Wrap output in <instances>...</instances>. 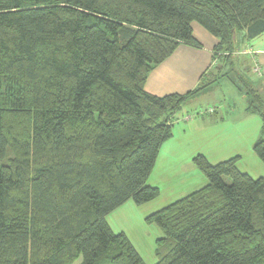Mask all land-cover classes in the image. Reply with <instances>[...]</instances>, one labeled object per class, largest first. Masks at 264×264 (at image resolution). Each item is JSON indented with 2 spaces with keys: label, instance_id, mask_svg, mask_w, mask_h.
<instances>
[{
  "label": "trees",
  "instance_id": "1",
  "mask_svg": "<svg viewBox=\"0 0 264 264\" xmlns=\"http://www.w3.org/2000/svg\"><path fill=\"white\" fill-rule=\"evenodd\" d=\"M192 22L218 39L214 59L232 55L238 32H264V0H0V264H144L105 216L159 194V148L204 87L143 85L180 43L200 45ZM239 81L264 163V97ZM192 161L207 185L145 218L162 233L155 264H264V177L236 157Z\"/></svg>",
  "mask_w": 264,
  "mask_h": 264
},
{
  "label": "crops",
  "instance_id": "2",
  "mask_svg": "<svg viewBox=\"0 0 264 264\" xmlns=\"http://www.w3.org/2000/svg\"><path fill=\"white\" fill-rule=\"evenodd\" d=\"M191 28L193 37L200 45L180 43L167 58L149 71L143 85L145 92L161 97L174 93L185 94L200 87L204 76L208 74L216 61L214 47L218 43V39L197 22H192ZM236 44L241 48L236 49L232 54L235 69L264 97V32L252 39H247L245 32L240 31L237 33ZM235 52L238 54L233 56ZM224 79L238 93H242L243 90L240 86L232 79L224 77L213 81L207 88L192 95L182 107L184 105L191 106L200 97L213 95L216 88L221 87ZM222 100L225 101L224 97ZM216 102L219 105H216ZM232 102L223 104L220 100L215 99V105H209L204 110L197 107L196 116H191L189 113L177 116L181 107L173 117L171 136L161 144L154 167L149 175L151 176L154 172V182L150 179H147L146 182L148 185L158 188V196L140 206H134V202L127 200L105 216L110 229L115 233H124L144 264L147 263L144 262L139 248H142V244L147 242L146 253L149 255L152 249L154 254V238L156 241L162 236L160 230V234L158 235L156 232L153 239L147 234L148 228L143 226L145 218L203 188L208 183L206 177L193 164L192 160L196 155H203L211 164L236 157V167L240 172L246 173L254 179L264 177V167L259 164L260 160L253 150V145L261 136L262 120L257 114L248 111L246 95L243 98L242 109L238 114H234L237 105ZM228 109L234 111H231L229 118H225L222 111ZM160 157H163L165 162ZM160 169L163 174L168 175L165 182L169 184V187L167 186L165 190L161 188L156 172H160ZM169 196L171 199L166 203ZM147 205L150 206L147 207ZM138 207L146 208L139 214ZM128 213L130 217H126ZM119 217L123 218L117 223ZM129 218L131 222H128ZM135 224L140 226L139 231L135 228ZM140 231L145 235H141L136 244L133 238ZM140 240H143V243H140ZM156 260H150L151 264H155Z\"/></svg>",
  "mask_w": 264,
  "mask_h": 264
},
{
  "label": "rangeland",
  "instance_id": "3",
  "mask_svg": "<svg viewBox=\"0 0 264 264\" xmlns=\"http://www.w3.org/2000/svg\"><path fill=\"white\" fill-rule=\"evenodd\" d=\"M238 44H236V47H235V51L236 49H240L241 47H237ZM237 50V51H238ZM235 54H238V52H235L233 56H235ZM231 57L232 58V55L229 54V53H226V52H220V53H217L215 55V62L211 68L210 71H208V74H206L202 80V86L205 88H207L210 83H212L213 81H216L220 78H230L232 79L238 86H240L242 88V93L245 94V92L249 89L248 87H245L243 84L240 83L239 81V73L235 67H234V64L231 60V58H225V57ZM216 92H213V95H207V96H203V97H200L199 99H197V101H195L191 106H188V105H184L181 109V111L178 112L177 116H181L182 114H186V113H189L191 116L194 115L196 116V111H197V107H199L200 109L204 110L206 108H208V106H212V105H215V99L216 100H220L221 103H225V102H229V101H233L232 103L236 104V108H235V112L234 114H238V112L241 111L242 109V104H243V98H245V95L242 94V93H238L236 91V89L231 85L229 84V82L226 83V79L223 80V83L221 85V87L219 86V88L217 87L216 88ZM225 99V101H223L222 99ZM217 103V102H216ZM216 105H219L218 103ZM231 111H234V110H223L222 113L224 115L225 118H229L230 115H231ZM238 116V115H237ZM246 156V155H245ZM161 160H163L165 162V159H163V157H160ZM260 160V159H259ZM245 163V160L243 161ZM259 164H261V166L264 167V163L260 160L259 161ZM195 166V165H194ZM196 167V166H195ZM251 171V170H250ZM157 172V175H158V179H159V184L161 186V188L163 190H165L167 188V186L169 187V184L167 182H165V180L168 178V175L167 174H163L162 170L160 169V172L156 171ZM254 173V172H252ZM203 175V173H201ZM150 179L152 182H154V172L151 176H149ZM205 177V176H204ZM225 181L227 183H229V179L228 178H225ZM169 182V180H168ZM171 199L170 196L167 197L166 199V203L169 202ZM131 202H133L131 200ZM151 204H154V203H151ZM140 206V205H137L134 203V206ZM150 205H147V207H149ZM146 207H138V212L139 214H141V212L145 209ZM154 209V208H152ZM126 217H130V214L128 213L126 215ZM123 217H119L117 223L122 220ZM115 221V219H114ZM113 221V223H114ZM128 222H131V219L129 218L128 219ZM143 226H147V234L150 235L153 239V237H155V233L157 232L158 235L160 234L159 233V228L155 225V224H148L146 221L145 223H143ZM135 228L137 229V231L140 230V226L138 224H135ZM156 233V234H157ZM141 235H145L144 232L142 233L141 231L138 232L136 234V236H134L133 240L134 242L137 244L139 242V237ZM140 243H143V240H140ZM150 243V242H149ZM154 244H155V238H154ZM148 243L147 242H144V244H142V248H139L140 250V253H141V256L142 258L144 259V262L147 263V264H151L150 260H153L155 261L156 258L152 252V249L150 250L149 252V255L146 253V250H148ZM150 249V248H149ZM78 262H76L75 264H78Z\"/></svg>",
  "mask_w": 264,
  "mask_h": 264
}]
</instances>
